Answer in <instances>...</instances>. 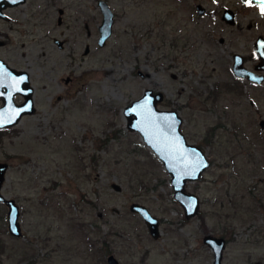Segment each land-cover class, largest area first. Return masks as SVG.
<instances>
[{
  "label": "rangeland",
  "instance_id": "obj_1",
  "mask_svg": "<svg viewBox=\"0 0 264 264\" xmlns=\"http://www.w3.org/2000/svg\"><path fill=\"white\" fill-rule=\"evenodd\" d=\"M30 1L0 19V56L29 73L35 105L0 129V159L10 164L2 191L17 200L23 230L8 232L0 205V264H108L109 253L120 264H212L208 233L226 239L221 264H264V80L232 71L234 53L252 70L259 61L261 5L106 0L114 21L100 46L97 0ZM225 7L234 24L221 18ZM146 88L163 92L158 107L176 109L187 140L210 159L186 184L200 198L193 217L161 160L128 128L125 107ZM133 201L158 217L157 238Z\"/></svg>",
  "mask_w": 264,
  "mask_h": 264
},
{
  "label": "water",
  "instance_id": "obj_2",
  "mask_svg": "<svg viewBox=\"0 0 264 264\" xmlns=\"http://www.w3.org/2000/svg\"><path fill=\"white\" fill-rule=\"evenodd\" d=\"M23 1L17 0L16 3H13L12 0H0V16L7 17L2 11L5 4L15 5ZM242 1L245 2V0ZM253 3H256V0H253ZM97 4L102 13V20L98 25L97 42L102 46L112 33L114 12L106 0H97ZM196 9L199 13H203L205 10L201 4H197ZM61 12L62 9H59V13ZM221 18L229 24H234L236 21V15L229 7L223 9ZM58 22H61V15L58 16ZM55 41L59 47L63 46V40L55 39ZM3 43L4 41L0 40V45ZM254 48L259 57L254 70L243 65L241 54L234 53L232 71L235 75L247 77L252 82H261L264 80V73L262 72L264 71L263 35L256 37ZM88 51L89 46L86 45L84 53ZM2 86H5L6 90L2 91ZM16 92L24 94L23 102L16 103L14 101L13 95ZM0 94L4 99V104L0 106V128L13 126L24 114L32 113L35 110L33 85L30 83L29 73L24 69L9 65L3 58H0ZM163 97L162 91L146 88L138 98L132 100L125 107L124 113L128 119V128L139 132L143 141L152 149L170 173L173 195L183 206L185 217L190 218L197 215L200 208V198L195 192L186 189L187 181L198 179L209 166L210 160L199 145L189 142L185 137L181 129L182 117L178 111L158 107V102ZM203 164L208 166L205 168L202 166ZM6 169L7 163L0 161V200H4L8 206L7 227L9 232L15 236H20L22 229L19 221V205L14 198L6 197L1 191ZM113 186L117 190L120 189V185L117 183H113ZM188 201H193V203L189 205ZM130 209L143 217L152 237L157 238L160 235V221L146 205L133 201L130 203ZM203 242L209 245L213 251L212 264H221L222 251L226 244L225 237L208 233L203 236ZM106 260L108 264H120L113 253H109Z\"/></svg>",
  "mask_w": 264,
  "mask_h": 264
},
{
  "label": "flooded vegetation",
  "instance_id": "obj_3",
  "mask_svg": "<svg viewBox=\"0 0 264 264\" xmlns=\"http://www.w3.org/2000/svg\"><path fill=\"white\" fill-rule=\"evenodd\" d=\"M28 1H30V0H24L23 2H20V3L15 4V5L5 4V6L2 7V11L7 15V17H5V16H0V19H4V20H6V21H10V20H11V16L7 13V10L10 9V8H15V7L20 6V5H24V4H26V2H28ZM36 1H38V0H32V1H30V2L35 3ZM59 1H60V0H48V3H46V2H42V3H45L44 5H46L47 7H49V5H54L55 3H58ZM5 3H6V2H5ZM39 3H40V2H39ZM39 3H38V4H39ZM57 20H58V19H57ZM4 36L7 37L6 34L4 33V31L0 29V40H3V41H4V43L1 44L0 47H1V46H4L5 43H6V39L3 38ZM0 58H3V57L0 56ZM3 59H4V58H3ZM4 60H5V59H4ZM5 61H6V60H5ZM6 62H7L9 65H11V66L16 67V66L10 64L8 61H6ZM16 68H19V67H16ZM19 69H21V68H19ZM1 88H2V91L6 90V87H5V86H2ZM13 99H14V101H15L16 103H21V102L24 101L25 97H24V94H23L22 92H16V93L13 95ZM3 104H4V99H3L2 94H0V106L3 105ZM199 146H200V145H199ZM200 147H201V146H200ZM201 148H202V147H201ZM0 161L6 162V163H7V169L9 168L10 164H9V162H8L7 160L0 159ZM7 169H6V171H7ZM2 186H3V185H2ZM1 191H2V187H1ZM2 192H3V191H2ZM3 194H4V193H3ZM4 195H5V194H4ZM6 197H8V196H6ZM9 198H13V197L9 196ZM14 199H15V198H14ZM15 201L17 202L16 199H15ZM0 205H4V206H5V208H6V219H7L8 206H7V204L5 203L4 200H0ZM7 229H8V227H7ZM21 229H22V227H21ZM8 232H9V230H8ZM9 233H10V232H9ZM10 234H11V233H10ZM11 235L14 236V237H16V238L21 237V236H23V230H22V234H21L20 236H15V235H13V234H11ZM1 249H2V244H1V242H0V251H1ZM26 255H27V254H26ZM14 264H33V261H32L31 259H29L28 257H25L24 259H21V260H18V261L16 260V261L14 262Z\"/></svg>",
  "mask_w": 264,
  "mask_h": 264
},
{
  "label": "snow or ice",
  "instance_id": "obj_4",
  "mask_svg": "<svg viewBox=\"0 0 264 264\" xmlns=\"http://www.w3.org/2000/svg\"><path fill=\"white\" fill-rule=\"evenodd\" d=\"M12 2L16 3L17 0H12ZM245 2L251 4V3H253V0H245ZM256 3L261 5V9L260 10H261L262 14H264V0H256ZM202 166L206 168L208 165L207 164H203ZM188 203H189V205H191L193 203V201H188ZM13 231H15V229H13Z\"/></svg>",
  "mask_w": 264,
  "mask_h": 264
}]
</instances>
